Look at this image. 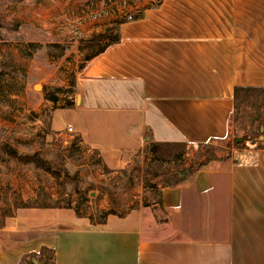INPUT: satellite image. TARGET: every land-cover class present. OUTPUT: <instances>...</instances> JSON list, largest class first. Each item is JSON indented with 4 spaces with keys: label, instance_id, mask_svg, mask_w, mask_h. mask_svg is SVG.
I'll return each mask as SVG.
<instances>
[{
    "label": "crops",
    "instance_id": "0c3cea01",
    "mask_svg": "<svg viewBox=\"0 0 264 264\" xmlns=\"http://www.w3.org/2000/svg\"><path fill=\"white\" fill-rule=\"evenodd\" d=\"M57 3L65 14L77 7ZM44 9L53 15L55 6ZM117 30L120 41L89 60L70 86L68 105L22 98L29 116L21 131L20 119L0 118L7 136L27 137L29 152L46 162L77 153L72 166L84 189L100 195L103 212L111 210L104 188L152 144L226 139L236 88H264V0H161ZM34 68L38 62L27 61ZM241 156L227 169L205 165L159 186L151 203L140 182L128 211L101 224L91 220L93 208L78 215L75 204L54 205L67 195L58 175L34 164L4 170L0 264H21L44 247L54 251V264H264V148Z\"/></svg>",
    "mask_w": 264,
    "mask_h": 264
},
{
    "label": "rangeland",
    "instance_id": "374dc122",
    "mask_svg": "<svg viewBox=\"0 0 264 264\" xmlns=\"http://www.w3.org/2000/svg\"><path fill=\"white\" fill-rule=\"evenodd\" d=\"M58 1L74 3L77 7L70 6V12L65 14L64 10L60 12L58 9ZM78 1L0 0V118L13 121L20 119L19 131L26 126L25 120L29 116L26 101L21 99L29 97L35 100L54 95L61 99L60 104L68 105L70 101H67V97L74 96L70 86L76 82L91 57L105 47V43L101 42L95 48L81 49V43L91 40L97 34L90 32L93 28L102 27L104 32L111 26L115 30L117 28L114 23V26L109 23L107 17L88 20L89 13L99 10L108 0ZM160 1L148 0L143 4L146 9ZM48 3L55 6L53 15H49L44 9ZM48 22L54 24L52 31H48ZM59 25L63 30L70 31V34L60 35L57 29ZM76 29L82 31L83 36L75 34L74 32H78ZM27 61L38 62L40 68L28 70ZM43 63H49L50 68ZM59 89L66 92L58 91ZM229 126L230 134L226 139L197 146L160 147L155 154L148 149L141 160L145 162H137L132 169L122 171L115 184L104 188L111 197V210L118 214L126 213L132 206L130 191L140 182L147 187L144 191L151 194L145 197V203L156 201L159 186L180 183L192 176L198 168L201 169L203 166L200 168V157L204 153L207 157L206 166L227 169L233 163L243 160L241 154L245 150L264 148V93L242 94ZM32 147V142L27 137L22 134L18 137L14 134L7 136L1 128L0 172H17L26 168L27 164L38 167L46 164L48 169L45 171L62 179L67 194L66 199L54 205L71 208L75 204L83 213H87L88 208H93L92 216L98 221L99 213L103 212L97 208L100 195L91 196L82 186L81 178L76 175L72 162L80 159L78 154L73 152L68 155L67 160L58 156L54 160L52 158L51 162H46L42 155L29 152ZM12 151L21 158L35 157V162H20L10 155ZM176 154L182 155V158L176 159ZM149 155H152L151 158ZM91 157L97 159L93 153ZM146 159L150 161L146 162ZM75 192L77 195H74ZM11 196L13 201L17 200L13 193ZM73 196L77 198L76 201ZM42 198L45 199V196ZM51 258V253L45 252L38 257H31L24 264H53Z\"/></svg>",
    "mask_w": 264,
    "mask_h": 264
},
{
    "label": "trees",
    "instance_id": "16d2710c",
    "mask_svg": "<svg viewBox=\"0 0 264 264\" xmlns=\"http://www.w3.org/2000/svg\"><path fill=\"white\" fill-rule=\"evenodd\" d=\"M123 22H116L114 23V25L117 27L118 24H121ZM113 25V26H114ZM120 41V36H119V32L116 28H108L105 30V32L103 33H100V34H97L95 35L91 40H88L87 42H82L81 43V49H84V48H95V45L101 43V42H104L105 43V47H103L99 52H97L93 57L103 53L109 46L113 45V44H116ZM91 57V59L93 58ZM90 59V60H91ZM58 91H61V92H66V90H63V89H59ZM74 91L72 90L71 91V94L73 93ZM252 92H258V93H264V88H245V87H238L236 88L235 90V109L237 107V104L239 105V100L241 99L242 97V94H250ZM70 93V92H68ZM52 101H55L57 102L58 101V98L56 96H51L49 97ZM230 134V133H229ZM200 145H203V144H200ZM182 146H186V144H152L151 145V148H150V151L152 153H157V150L160 148V147H171V148H174V147H182ZM13 158L15 159H18V161L20 162H35V157H24V158H21L16 152L12 151L11 154H10ZM176 159H181L182 158V155H178L176 154L175 155ZM206 160H207V157L205 156V153L201 155L200 157V161H202L200 163V168L202 166H205L206 165ZM47 165L45 164H41L40 167L41 168H45V170H47L48 168L46 167ZM200 169L198 168L196 170V172H198ZM196 172H194L193 174H195ZM178 184V183H177ZM177 184H173V185H177ZM171 184H164V186H173ZM87 200V199H86ZM85 200V201H86ZM88 201V200H87ZM76 213L78 215H80V208L79 206L76 207ZM114 213L112 210L109 211V212H100L99 213V220L98 221H95L93 216L91 217V220L94 221V222H97L99 224L101 223H104L105 220H106V217L109 215V214H112ZM45 252H49L51 253L52 255V261H53V264H54V259H55V254H54V251L51 250V249H48V248H42L40 253L39 254H32L30 256H28L27 258H24V260L22 261L21 264H24L27 259H30L31 257H38V255H43ZM30 264H33V263H30Z\"/></svg>",
    "mask_w": 264,
    "mask_h": 264
},
{
    "label": "built area",
    "instance_id": "2783aa9c",
    "mask_svg": "<svg viewBox=\"0 0 264 264\" xmlns=\"http://www.w3.org/2000/svg\"><path fill=\"white\" fill-rule=\"evenodd\" d=\"M148 0H108L104 6L99 10L96 9L94 12L89 13L88 20H98L101 18H108L109 23L113 24L116 22H126L136 19L145 11V3ZM153 1V0H150ZM86 19V18H85ZM79 21V25H81ZM108 23V24H109ZM78 32H74L79 36H83V32L76 29ZM69 134H74L72 126L67 128Z\"/></svg>",
    "mask_w": 264,
    "mask_h": 264
},
{
    "label": "water",
    "instance_id": "95a60500",
    "mask_svg": "<svg viewBox=\"0 0 264 264\" xmlns=\"http://www.w3.org/2000/svg\"><path fill=\"white\" fill-rule=\"evenodd\" d=\"M38 87V86H37Z\"/></svg>",
    "mask_w": 264,
    "mask_h": 264
}]
</instances>
